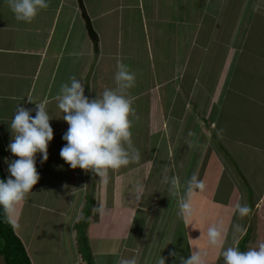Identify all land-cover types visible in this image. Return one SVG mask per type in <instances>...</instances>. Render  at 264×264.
Masks as SVG:
<instances>
[{
  "label": "crops",
  "instance_id": "1",
  "mask_svg": "<svg viewBox=\"0 0 264 264\" xmlns=\"http://www.w3.org/2000/svg\"><path fill=\"white\" fill-rule=\"evenodd\" d=\"M82 2L98 37V53L93 51L77 0H49V7L41 10L31 23L18 22L7 3H0V75L3 76L0 77V110L5 113L4 118L0 116V165L5 178L9 175L7 162L17 159L7 150V143L3 142L5 134L10 136L9 143L11 141L8 121H11L16 107L19 105L33 110L31 115L34 117L35 104L49 101L47 111L52 118L49 123L53 129V139L48 144L47 152L53 166H47L59 172L65 163L60 158V150L66 144L62 136L68 125L62 119L63 113L53 97L71 76L82 82L84 94L90 100L99 96L104 89L114 88L116 62L121 60L136 74L135 86L130 90V94L136 97L131 131L134 146L141 154L140 161L111 172L106 186L99 183L98 176L70 167L66 172L70 175V182H73L60 179L59 187L54 189L50 185L53 189L51 195L61 193L62 196L66 191L62 200L75 198L73 205L79 202L81 212L85 204L77 198L76 192L80 184L89 185L87 194L92 191L89 194L94 204L85 233L92 262L118 264L121 259L135 258L137 264H158L159 258L163 257L166 258L165 264H180L179 258L169 256V252L175 251L187 258L195 248H205L203 234L211 223L223 226L225 247L239 243L244 235H247L244 251L264 243V159L255 152V147L248 151L244 142L245 124L253 112L248 111L251 103L253 114L257 112V105L264 113L263 91L257 99L255 96L244 97L247 90L255 86V79L259 78V84L264 87V75L255 73V68L258 72L264 68V0H147V5L138 0L134 6H125L124 0H119L121 5L96 16L103 25L101 31L95 27L96 18L87 8L88 0ZM194 3L203 4L198 7ZM127 10H132L130 14L134 15L128 19L129 22L122 17ZM113 12L118 15L116 23L120 32L117 38L112 36L109 25ZM207 15L208 26L204 27L203 21ZM134 17L138 18L137 23L144 30L147 51L142 56L134 54L131 45L122 44L124 39L129 40L128 33H122L123 23L127 29L134 22ZM155 24L164 28L161 36H156ZM214 25L218 27L214 28ZM203 29V39L218 43L229 41L236 29L238 34L232 48L222 49L220 46L216 57L225 63L229 62L228 56H234L231 51H241L245 57H237L238 69L240 66L244 71L252 68L251 74L243 76L242 83L236 79V88L242 97L237 91L236 95L233 94L234 88L231 86L232 103L222 101L216 112L217 118L203 113L200 104L194 100L196 78L190 64L205 63L197 53L203 46H194ZM10 31L21 38L20 45L6 44L9 39L6 34ZM181 35L185 45L182 43L179 50L177 39ZM162 36L173 40L175 47L172 49L170 46V58L166 57L163 64H158L155 63L153 46ZM11 53L19 55L20 59L6 64L9 60L5 62L4 59ZM31 57L35 58V63L26 64V59ZM142 58L144 62L138 63ZM142 65L147 69V84L142 83L146 72ZM139 77L141 81H137ZM141 84L142 87H137ZM200 94H203L202 90ZM242 102L247 112L239 106ZM228 104H231L230 107H227ZM212 126H215V132H212ZM240 130L243 132L237 137V145L239 142L243 145L236 148L237 155L229 158H233V166L239 167L242 181L246 183L244 188L229 175L225 158L227 150L231 152L228 148L230 139L235 138L236 131ZM215 138L218 147H214ZM237 145L233 143L232 146ZM248 154L256 156L258 166H250ZM77 171L79 176L75 174ZM194 173L204 181L205 190L194 197L193 218L185 223L177 217L179 197L169 194L164 177L179 176L183 184ZM138 186H142V191H137ZM87 194H81L83 201ZM164 196L168 201L165 206ZM237 203L246 204L251 210L249 215L240 217L235 214ZM80 214L77 216L80 217ZM175 225L177 227L172 231ZM236 225L241 227L239 232L235 231ZM74 235L77 237L76 232ZM113 239L116 241L111 246L109 242ZM25 250L28 255L27 246ZM78 260L81 262L76 264H85L82 258ZM207 264H223L217 250L207 249Z\"/></svg>",
  "mask_w": 264,
  "mask_h": 264
},
{
  "label": "clouds",
  "instance_id": "2",
  "mask_svg": "<svg viewBox=\"0 0 264 264\" xmlns=\"http://www.w3.org/2000/svg\"><path fill=\"white\" fill-rule=\"evenodd\" d=\"M6 3L15 19L24 23H31L41 10L49 7L48 0H6ZM116 69L115 87L104 89L91 100L85 96L83 84L75 76L69 77L53 97L68 125L62 136L66 144L60 150V158L73 170L79 168L98 176L99 183L105 186L111 172L127 168L141 159L131 131L136 97L130 90L135 86L136 74L121 60H117ZM48 103L44 100L35 104L34 117L31 115L33 110L18 105L11 119L12 136L7 150L17 159L7 162L9 175L6 180H0V208L9 219L40 179L36 155L39 153L42 157L41 164L48 159V144L53 139ZM164 183L168 185L170 195L179 197L177 217L189 222L193 218V199L205 190L204 181L194 173L183 184L176 175L164 177ZM137 191H142V186H138ZM96 210L100 211L99 208ZM234 211L245 217L251 210L246 204L237 203ZM240 230V225H236L235 231ZM203 236L205 248H195L187 258L175 251L169 252V256L178 257L180 264H207V249L211 248L218 251L223 264H264V243L246 251L240 250L238 242L225 247L226 234L219 223L209 224ZM165 259L160 257L158 264H165ZM118 264H137V261L135 258L121 259Z\"/></svg>",
  "mask_w": 264,
  "mask_h": 264
},
{
  "label": "rangeland",
  "instance_id": "3",
  "mask_svg": "<svg viewBox=\"0 0 264 264\" xmlns=\"http://www.w3.org/2000/svg\"><path fill=\"white\" fill-rule=\"evenodd\" d=\"M145 5H147V0H142ZM119 0H93L92 2L88 0L87 8L91 14V16L95 19L97 15L102 14V12H109L122 3H118ZM0 3H6V0L0 1ZM49 3V0H48ZM125 6L127 5H135L138 3V0H124ZM84 4V3H83ZM176 4V3H175ZM198 7H201L203 3H194ZM173 8L176 9V6H173ZM181 10V9H180ZM183 10V9H182ZM211 12L213 11L212 8H209ZM130 12H133L132 10H127L123 13V18L132 19L134 15H131ZM117 12H113L110 15L109 25H110V31L112 33V36L115 38L118 37L120 28H117ZM136 16V15H135ZM15 19V18H14ZM13 19V20H14ZM95 22V27L98 31H101L103 29V25L100 24V20H97ZM134 22L130 23L127 26L123 23V31L122 33L126 32L129 35V40H123L122 44L124 46L131 45V50L134 54H137L139 56H142L147 50H146V42L144 40V30L142 28V25H139V22L137 23L138 18H133ZM207 20L209 21V16L204 19L203 26L207 27ZM129 22V21H128ZM7 23V21L5 22ZM9 25V24H8ZM154 26V25H153ZM218 25H214V28H217ZM154 28V27H153ZM152 28V29H153ZM163 27L158 24H155V30L157 32L156 36H161L163 33ZM128 30V31H127ZM216 31L213 30V32ZM205 34L204 29L199 32V39L195 43L194 46L202 47L198 50V54L200 55V58L204 60V64H190L193 68V76L196 78V87H194V91L196 94L194 95V100L196 103L200 104V107L206 115L209 116H215L217 118L218 113L216 114L218 108L222 104V101H228V103H232V95H236V91L238 92V95L241 96L240 90L236 88V79H239V82L242 83V78L245 74H251V69L248 68L246 71L242 69L240 66V70L238 69V61L236 60L237 57L243 56L242 52L240 53L231 51L232 55L234 56H228L229 62L223 63L222 59H218V56L216 57V53L218 49H231L232 45L234 44L235 35L238 34V31L234 29L233 34L230 38V40L220 41L219 43L217 41H209V39H203V35ZM6 36L9 38L6 42V44L9 45H20L21 38L14 34L13 31H10L6 34ZM125 37V36H124ZM152 40V39H151ZM241 40V38H240ZM179 42V50H181L182 43L185 45L184 38L177 39ZM130 42V44H128ZM264 44V40L262 41ZM199 45H198V44ZM175 47V43L173 40L169 41L164 36L160 38V40L157 41L156 46L154 47V57H155V63L163 64L165 58H170V55L172 54V50ZM193 46V47H194ZM221 46V47H220ZM10 47V46H7ZM14 53H11L9 56L5 57L4 61L8 62L6 64H9L12 61H19L20 56L19 55H13ZM245 57V56H243ZM144 58H142L138 63H141ZM164 59V60H163ZM144 62V61H143ZM35 58L31 57L29 59H26V64H34ZM142 69H145L146 72H144V81L143 84H147L146 82V74L147 69L146 67L143 68V65L141 67ZM264 68H260V72L255 68V73L259 75H264ZM254 73V74H255ZM142 75V73L140 72ZM2 78L3 76L0 75ZM259 78L254 80V85L250 87L247 90V94L244 97H257L261 94V92H264V87H261L262 84H259ZM11 83L13 84V80L10 79ZM137 81H141V77L137 78ZM233 83V85L231 84ZM257 83V85H256ZM228 85V86H227ZM15 86V85H14ZM143 85H139L137 87H142ZM234 88V93L232 94V90ZM145 89V88H144ZM197 90V91H196ZM203 91V94H200V91ZM242 97V96H241ZM246 102V101H245ZM214 104H217L214 107ZM231 104H228L227 107H230ZM262 105H264V100L262 99ZM241 109L246 111V105L244 102H242L240 105ZM257 109V112H254V107L251 103V109L249 108L248 111L250 113L251 110L253 112L251 113V118H249V122L245 124L246 132L244 133V142L245 147L248 151H250L253 147H255V152L259 154L262 159H264V113L261 112V109H259L258 105L255 107ZM260 110V111H258ZM1 111L0 116L3 117L5 113ZM238 111L243 115L242 111L238 109ZM207 112V113H206ZM261 112V114H260ZM202 113V115H203ZM247 116L246 114H244ZM244 116V117H245ZM255 116V117H254ZM4 118V117H3ZM1 119V117H0ZM9 123L11 121H8ZM213 129L211 128L212 132H215V126ZM244 128V127H243ZM243 130L236 131L234 137L230 139V142L228 144L229 150L232 152H228L225 156L226 162L229 165L227 166V169L229 170V175L234 178L235 181L238 182V185L242 188L246 187V183L242 181L243 176L238 166L232 165V159L229 158V156L237 155V149L240 148L243 144L239 142L237 145V137L240 133H242ZM216 137V134H214ZM5 140L3 142L7 146L9 144L10 136L5 134L4 135ZM261 138V139H260ZM243 142V143H244ZM233 143H235L237 146H232ZM214 147H218V140L215 138V142L213 143ZM181 151V148H179V152ZM174 155H177L174 154ZM38 158V162H36V168L40 175V179L36 185L33 186L32 192L27 196L26 200L23 202L24 204L20 205V207H17L16 214L13 215L9 220L12 223V227L14 230V233L16 236L21 240V242L27 246L28 251V257L31 260L32 264H76V262H81V260H78V258H84V252L90 244H88V236L84 235V238L86 240H83L82 242L79 241L78 236L75 237L74 232H76V235L80 228V223L82 221V215L83 212L80 211V207L78 206L79 202H75L73 205L74 200H62L64 195L67 194L66 191L62 193V196H60L61 193H54V195H51L52 186L54 189L55 187H59L60 185V179L63 181H69L68 183H71L68 177L70 175L67 174L66 169L69 167V165L65 164L62 166L61 170L57 172L56 170H51L49 167L51 164L50 159H47L43 164L40 163V160L42 157L38 153L36 155V159ZM248 159L250 160V166L253 165L258 166L259 160L256 158V156H252L248 154ZM52 160V159H51ZM49 165V166H47ZM81 172V171H80ZM53 173V174H52ZM77 176H79V172L77 171L75 173ZM81 177H83V173L81 172ZM90 180L92 178L90 177ZM88 183V182H87ZM79 187V185H77ZM62 188L65 187V185H61ZM92 188V185H91ZM89 189V185L87 184H80L79 190L76 192L77 198L81 201V203L86 204L88 201V198L90 196L89 192L87 194V190ZM86 192L87 196H85V199L83 201V198L81 194ZM58 198V199H57ZM66 198V197H65ZM166 200L164 203V206L168 203L167 199L163 198V200ZM72 203V204H71ZM73 206V209H72ZM65 207V208H64ZM157 208V206H156ZM65 209V210H64ZM61 210L68 213L67 215L62 213ZM81 212V214H80ZM80 214V217L77 215ZM77 216V217H76ZM89 217V216H88ZM87 217V218H88ZM75 218H80L78 221ZM74 222V223H72ZM160 223V221H158ZM163 229L165 228L164 223ZM171 224V223H170ZM169 224V225H170ZM177 225H175L172 228V231L175 230ZM116 240H111L109 243L111 246ZM102 245H106L105 243H102ZM3 258L0 257V264H3Z\"/></svg>",
  "mask_w": 264,
  "mask_h": 264
},
{
  "label": "trees",
  "instance_id": "4",
  "mask_svg": "<svg viewBox=\"0 0 264 264\" xmlns=\"http://www.w3.org/2000/svg\"><path fill=\"white\" fill-rule=\"evenodd\" d=\"M78 7L81 13V17L84 21V26L88 37L90 38L94 53H98L99 44L98 37L92 28L90 18L88 17L84 4L82 0H77ZM0 180H6L3 170L0 165ZM94 204V199L92 195L88 198L87 203L83 207L82 221L77 233L79 241L82 242L86 240L84 235H86L85 230L88 224V220ZM88 217V218H87ZM247 235H244L243 239L239 241V248L244 251V245L246 243ZM84 262L85 264H94L90 258L88 250L84 252ZM0 256L3 258V264H32L30 258L28 257L25 247L21 240L14 233L12 223L9 218L6 217L2 208H0Z\"/></svg>",
  "mask_w": 264,
  "mask_h": 264
}]
</instances>
